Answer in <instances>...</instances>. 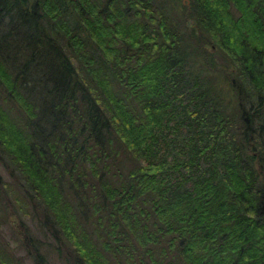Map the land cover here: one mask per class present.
I'll return each instance as SVG.
<instances>
[{"label":"trees","instance_id":"1","mask_svg":"<svg viewBox=\"0 0 264 264\" xmlns=\"http://www.w3.org/2000/svg\"><path fill=\"white\" fill-rule=\"evenodd\" d=\"M189 1L0 0V264H264V0Z\"/></svg>","mask_w":264,"mask_h":264},{"label":"rangeland","instance_id":"2","mask_svg":"<svg viewBox=\"0 0 264 264\" xmlns=\"http://www.w3.org/2000/svg\"><path fill=\"white\" fill-rule=\"evenodd\" d=\"M179 1L180 3H183V0H179ZM0 174L5 180L11 181L8 171L6 170V168L1 162H0ZM26 221L32 228V231L36 232V229H37L36 224L29 218H27ZM18 224H19V217H15V216L11 217L9 223L5 224V226L3 227V232H4L6 240L10 243L11 249H13L17 255H24L26 254V249L21 244V239L18 234L19 232ZM38 237L42 241L44 240V237L40 233L38 234ZM50 259L53 264H65L63 263L62 260L57 259L55 255L50 256ZM26 264H33L32 259L27 258Z\"/></svg>","mask_w":264,"mask_h":264},{"label":"water","instance_id":"3","mask_svg":"<svg viewBox=\"0 0 264 264\" xmlns=\"http://www.w3.org/2000/svg\"><path fill=\"white\" fill-rule=\"evenodd\" d=\"M183 3L186 4V5H190V1L189 0H183Z\"/></svg>","mask_w":264,"mask_h":264}]
</instances>
